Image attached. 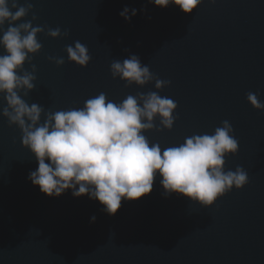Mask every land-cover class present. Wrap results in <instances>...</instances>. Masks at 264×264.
<instances>
[{"label": "water", "instance_id": "water-1", "mask_svg": "<svg viewBox=\"0 0 264 264\" xmlns=\"http://www.w3.org/2000/svg\"><path fill=\"white\" fill-rule=\"evenodd\" d=\"M28 2L33 8L23 20L34 13L33 26H45L31 60L35 87L22 97L29 105L57 111L82 107L100 92L119 103L157 91L177 103V119L171 130L144 132L150 146L159 143L163 151L228 120L238 151L225 156L224 170L241 166L249 182L203 207L165 196L157 177L150 193L122 199L108 215L86 194L49 197L32 185L27 176L37 163L21 145L19 128L0 115V264H264V110L246 99L252 92L264 101V0H202L190 14L148 0ZM124 6L137 10L128 22L118 15ZM56 27L68 35H46ZM74 41L91 56L84 67L67 59L65 46ZM129 54L170 84L157 90L154 81L125 87L114 79L110 63ZM49 56L65 62L58 66ZM24 68L31 71L28 62Z\"/></svg>", "mask_w": 264, "mask_h": 264}, {"label": "clouds", "instance_id": "clouds-1", "mask_svg": "<svg viewBox=\"0 0 264 264\" xmlns=\"http://www.w3.org/2000/svg\"><path fill=\"white\" fill-rule=\"evenodd\" d=\"M148 3L160 8L176 5L190 14L202 0ZM32 8L28 0L24 4L0 0V47L4 50L0 54V97L4 101L0 115L9 126L19 128L21 145L37 163L27 179L40 192L49 197H58L66 190H71L73 197L86 194L103 205V212L114 215L122 199L135 200L150 193L157 177L165 196L176 193L203 207L211 206L233 187L240 189L249 182L248 173L241 166L235 171L224 170L225 156L238 151V140L228 120L221 121L212 134H193L178 146L163 151L159 143L150 146L143 133L171 130L177 119L173 115L177 103L157 91L127 95L119 103L100 92L86 99L82 107L57 111L45 110L37 103L29 105L22 97L35 87L36 65L31 60L42 48L37 34L45 31V26H33L34 13L31 20H23ZM136 12L135 8L124 6L118 15L128 22ZM46 35L67 36L68 30L49 28ZM64 51L68 61L81 67L91 60L87 46L79 41L66 45ZM47 59L58 66L65 62L63 57ZM25 62L31 71L25 70ZM109 71L114 79L124 81L125 87L133 83L143 87L154 81V88L160 90L170 84L150 72L136 54L113 60ZM246 99L253 108L264 110V101L258 99V94L248 92ZM90 220L94 221L95 216Z\"/></svg>", "mask_w": 264, "mask_h": 264}]
</instances>
